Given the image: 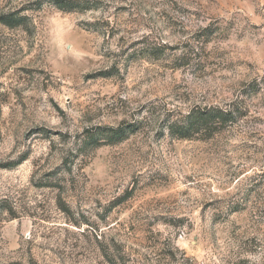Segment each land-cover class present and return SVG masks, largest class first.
Returning a JSON list of instances; mask_svg holds the SVG:
<instances>
[{
    "label": "rangeland",
    "instance_id": "374dc122",
    "mask_svg": "<svg viewBox=\"0 0 264 264\" xmlns=\"http://www.w3.org/2000/svg\"><path fill=\"white\" fill-rule=\"evenodd\" d=\"M71 1L0 0V264H264V0Z\"/></svg>",
    "mask_w": 264,
    "mask_h": 264
},
{
    "label": "trees",
    "instance_id": "16d2710c",
    "mask_svg": "<svg viewBox=\"0 0 264 264\" xmlns=\"http://www.w3.org/2000/svg\"><path fill=\"white\" fill-rule=\"evenodd\" d=\"M59 9L64 11H73L77 9H88V6L80 4L78 1L71 0H50ZM78 3V4H77ZM28 17L25 15L14 16L13 14H3L0 16V23L6 25L9 28H15L22 26L26 23ZM235 109L223 108L220 106H206V107H194L187 114H182L181 117L175 120H169L167 128L172 136L178 138H192L199 133L206 135H213L215 132L224 128L227 124L234 122ZM135 128L130 132L136 131ZM120 134H117L115 141L110 142L115 144L124 140L127 137V128L118 129ZM94 134H91L93 138ZM99 141V140H98ZM100 143V142H97Z\"/></svg>",
    "mask_w": 264,
    "mask_h": 264
}]
</instances>
